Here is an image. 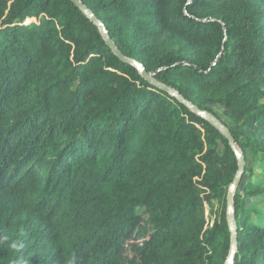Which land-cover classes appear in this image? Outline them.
<instances>
[{
  "label": "trees",
  "instance_id": "1",
  "mask_svg": "<svg viewBox=\"0 0 264 264\" xmlns=\"http://www.w3.org/2000/svg\"><path fill=\"white\" fill-rule=\"evenodd\" d=\"M79 1L225 126L244 158L233 264H264V0ZM237 170L70 0H0V264H225Z\"/></svg>",
  "mask_w": 264,
  "mask_h": 264
},
{
  "label": "water",
  "instance_id": "2",
  "mask_svg": "<svg viewBox=\"0 0 264 264\" xmlns=\"http://www.w3.org/2000/svg\"><path fill=\"white\" fill-rule=\"evenodd\" d=\"M70 1L77 9H79L86 17H88L98 27V29L100 30L104 40L106 41L108 48L123 63L132 65L133 67H135V69L138 71V73L142 76V78L144 80H146L147 82L161 88L162 90L166 91L167 93H169L173 97L177 98L182 104L187 106L196 115H198L199 117H201L202 119L207 121L209 124L214 126L216 128V130L219 131L225 137V139L228 141L229 146H230V148H231V150H232L233 154L235 155V158L238 162L237 174H236L235 179L233 180L232 184L229 186L228 194H227V222H228V227H229L230 234H231V242H230L229 256H228L225 264H233V259H234L235 251H236V234H235V227H234V210H233L232 197L234 194V190H235L236 186L238 185L239 180H240L242 173H243L244 158H243L241 152L235 146L233 139L230 136L229 132L227 131L225 126L217 118H215L213 115H211L208 112L198 110L195 106H193L189 102L183 100L176 92H174L170 88H167V87L159 84L155 80H153L145 72L143 66H141L139 63H137L134 60L126 59L125 57H123L121 55V53L116 49V47L114 46L112 41L109 39V37L107 35L106 28L103 26V24L99 20H97L79 0H70Z\"/></svg>",
  "mask_w": 264,
  "mask_h": 264
},
{
  "label": "clouds",
  "instance_id": "3",
  "mask_svg": "<svg viewBox=\"0 0 264 264\" xmlns=\"http://www.w3.org/2000/svg\"><path fill=\"white\" fill-rule=\"evenodd\" d=\"M7 237L4 238V240H6ZM4 240H0V244H3L4 243ZM24 245L22 242H20L19 240H13L11 243H10V248L14 251H18L19 249L23 248ZM16 264H26V261H23V260H18L16 261Z\"/></svg>",
  "mask_w": 264,
  "mask_h": 264
},
{
  "label": "rangeland",
  "instance_id": "4",
  "mask_svg": "<svg viewBox=\"0 0 264 264\" xmlns=\"http://www.w3.org/2000/svg\"><path fill=\"white\" fill-rule=\"evenodd\" d=\"M263 102H264V100H263ZM215 111H216V110H215ZM216 112L219 114L220 117H222L221 112H219L218 110H217ZM222 120H224V121L226 122V119H224V117H222ZM208 212H209V210H208Z\"/></svg>",
  "mask_w": 264,
  "mask_h": 264
}]
</instances>
